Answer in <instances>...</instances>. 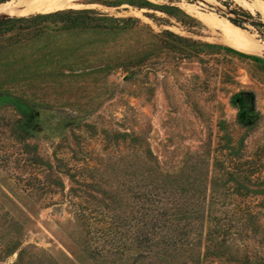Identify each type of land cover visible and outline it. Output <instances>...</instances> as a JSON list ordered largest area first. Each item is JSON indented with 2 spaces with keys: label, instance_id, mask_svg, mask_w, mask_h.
<instances>
[{
  "label": "rangeland",
  "instance_id": "1",
  "mask_svg": "<svg viewBox=\"0 0 264 264\" xmlns=\"http://www.w3.org/2000/svg\"><path fill=\"white\" fill-rule=\"evenodd\" d=\"M243 12L70 0L0 16L26 18L0 26V264H264V22ZM168 203L178 243L164 221L137 243Z\"/></svg>",
  "mask_w": 264,
  "mask_h": 264
},
{
  "label": "bare ground",
  "instance_id": "2",
  "mask_svg": "<svg viewBox=\"0 0 264 264\" xmlns=\"http://www.w3.org/2000/svg\"><path fill=\"white\" fill-rule=\"evenodd\" d=\"M70 0H17L0 5V16H26L33 13H45L60 10ZM251 14H259L264 22L263 0H234ZM72 5V4H71ZM68 6V5H67ZM198 7L189 5V11L197 16L211 30L220 32L222 41L240 51L257 54L263 50V45L256 37L237 28L225 18L217 15H207ZM3 18H0V20Z\"/></svg>",
  "mask_w": 264,
  "mask_h": 264
},
{
  "label": "trees",
  "instance_id": "3",
  "mask_svg": "<svg viewBox=\"0 0 264 264\" xmlns=\"http://www.w3.org/2000/svg\"><path fill=\"white\" fill-rule=\"evenodd\" d=\"M243 15L248 18V19H253L252 15L247 13V12H243ZM23 19H26V18H16V17H12V18H9V19H6V20H3V21H0V26H4V25H7V24H10V23H13L15 21H18V20H23ZM233 24H235L236 26H242L240 24V22L238 20H235V19H232L230 20ZM259 26L263 27L264 28V24H259ZM132 188H131V193H132ZM131 197H132V194H131ZM169 205H176V204H173V203H168ZM152 205H154L152 203ZM177 207L174 208V210L172 209H168L165 213H157L156 216L153 217V225H152V228H151V231L150 233L148 234H143L144 237L142 236H136L135 237V241L139 244H144L146 245L147 247L150 246L151 244V238L150 236L155 234L156 233V229L158 228L157 224L160 222V221H164L165 225H161L164 229H165V237H167V239L169 241H171V244L172 245H176L178 243V239H179V236H178V232H177V227H179L180 225V222L182 220H184L182 218V216H178L177 215V211H179L180 209H178L180 205H176ZM173 211V212H172ZM187 220L189 221H192L191 218H186ZM116 223L117 222H113V225L114 227L116 226ZM189 225V224H187ZM131 230H132V220H131ZM168 235V236H167ZM173 240V242H172Z\"/></svg>",
  "mask_w": 264,
  "mask_h": 264
},
{
  "label": "water",
  "instance_id": "4",
  "mask_svg": "<svg viewBox=\"0 0 264 264\" xmlns=\"http://www.w3.org/2000/svg\"><path fill=\"white\" fill-rule=\"evenodd\" d=\"M12 18V17H11ZM6 19H9V18H6ZM6 19H1L0 21H3V20H6ZM246 20H248L247 18H246ZM263 24V23H262Z\"/></svg>",
  "mask_w": 264,
  "mask_h": 264
}]
</instances>
